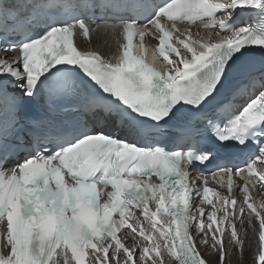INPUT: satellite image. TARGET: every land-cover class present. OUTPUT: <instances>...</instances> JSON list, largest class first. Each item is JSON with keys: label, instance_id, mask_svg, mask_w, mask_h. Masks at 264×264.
<instances>
[{"label": "snow or ice", "instance_id": "obj_1", "mask_svg": "<svg viewBox=\"0 0 264 264\" xmlns=\"http://www.w3.org/2000/svg\"><path fill=\"white\" fill-rule=\"evenodd\" d=\"M257 50L264 0H0V264H243L246 247L264 264ZM249 143L242 164L201 171Z\"/></svg>", "mask_w": 264, "mask_h": 264}, {"label": "bare ground", "instance_id": "obj_2", "mask_svg": "<svg viewBox=\"0 0 264 264\" xmlns=\"http://www.w3.org/2000/svg\"><path fill=\"white\" fill-rule=\"evenodd\" d=\"M192 31L195 32V31H197V29L193 28ZM200 31L202 32V34L204 32H206V30H200ZM106 41H107V44L110 43V39L108 37L106 38ZM105 48H109V46L105 45ZM257 207H259V206H257ZM254 258H255L254 250L246 247V249L243 253V264H254ZM232 259H233V264H239L237 257L234 256Z\"/></svg>", "mask_w": 264, "mask_h": 264}]
</instances>
